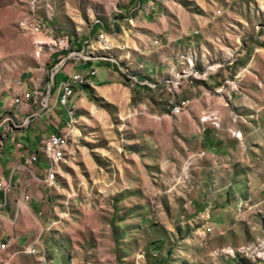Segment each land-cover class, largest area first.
Returning a JSON list of instances; mask_svg holds the SVG:
<instances>
[{
  "label": "rangeland",
  "instance_id": "obj_1",
  "mask_svg": "<svg viewBox=\"0 0 264 264\" xmlns=\"http://www.w3.org/2000/svg\"><path fill=\"white\" fill-rule=\"evenodd\" d=\"M139 1L148 4L0 0V88L26 73L47 82L52 57L72 49L116 61L112 27L131 24ZM154 2L176 35L196 43L162 80L145 84L126 70L127 93L86 96L60 168L37 188L58 262L264 264V0ZM208 77L245 95L218 126L205 109L191 113L192 101L213 94ZM200 121L229 135L224 156L200 149Z\"/></svg>",
  "mask_w": 264,
  "mask_h": 264
},
{
  "label": "crops",
  "instance_id": "obj_2",
  "mask_svg": "<svg viewBox=\"0 0 264 264\" xmlns=\"http://www.w3.org/2000/svg\"><path fill=\"white\" fill-rule=\"evenodd\" d=\"M154 1L148 0V4L139 1L137 12L129 14L131 24L121 20V29L112 27V31L119 33L118 37H112V41L122 43L121 49L116 51V61L98 57L83 62L68 59L55 63L47 82L44 81V73H26L15 85L0 88V138L4 142L0 153V183L7 185L6 192L0 189V264H59L58 248L55 240L49 237L46 222L49 217L39 209L40 203L47 200H41L42 195L37 188L43 182L41 177H45L46 169L47 177H50V164L47 167L38 151L43 139L50 134L72 133L74 124L70 125L68 109L73 110L75 120L76 113L86 106L89 92L98 97L107 95L105 98L108 99L116 90L127 93L121 80L126 70L136 80L146 78L145 84H148V81L162 80L172 74L175 67L182 68L178 64L180 56L196 41L191 36L182 39L176 35L162 15V7ZM61 57L57 53L52 60L58 61ZM78 73L85 78V83H77L68 108L61 106L60 83ZM207 80L212 81L208 88L213 94L202 97L198 104L192 101L191 113L199 114L205 109L201 114L214 117L219 125L224 121L226 109L239 107L245 102V95L237 87L225 86L219 77H208ZM51 82L48 109L45 110L47 86ZM15 93L21 96L19 104L13 101ZM196 118L192 117L189 123H195ZM202 123L195 131L200 149L224 156L229 135L215 128L211 122ZM63 137L69 138V133ZM36 153L37 160L26 164ZM2 244H5L4 248H1Z\"/></svg>",
  "mask_w": 264,
  "mask_h": 264
},
{
  "label": "built area",
  "instance_id": "obj_3",
  "mask_svg": "<svg viewBox=\"0 0 264 264\" xmlns=\"http://www.w3.org/2000/svg\"><path fill=\"white\" fill-rule=\"evenodd\" d=\"M198 33H199V31L193 32L194 35H197ZM64 44H69V41L67 39L62 40L61 46H63ZM68 59H72V60L77 61V62L86 61V60L82 59V54L80 53V51H77L75 49H72V52L70 54H68L67 56L61 57L58 60V62L66 61ZM78 74L71 75L67 81L60 83L59 95L65 96L66 93L71 92L73 90H76V87H78V86H76V77ZM129 77H131V76L129 75ZM51 85H52V82L48 83V86H47V108L45 110L48 109V97H49ZM28 97L30 98V95H28ZM13 101L15 104H19L18 93L14 94ZM59 104L62 106V103H59ZM215 126H218V124H216ZM10 127H14V126H9V128ZM66 133H70V132H66ZM66 133L50 134L45 139H43V141L40 144L38 152L42 155V157L44 158L46 163H48V161H56L57 150H58V141H61L62 136L66 135ZM37 155H38L37 153L32 154L30 156V159L27 160L26 164L34 163L37 160ZM57 165L59 166V163H57ZM59 168H60V166H59ZM46 179L50 180V177H46ZM0 189L5 191V185H2L0 183ZM4 247H5V244H2L1 248H4Z\"/></svg>",
  "mask_w": 264,
  "mask_h": 264
},
{
  "label": "bare ground",
  "instance_id": "obj_4",
  "mask_svg": "<svg viewBox=\"0 0 264 264\" xmlns=\"http://www.w3.org/2000/svg\"><path fill=\"white\" fill-rule=\"evenodd\" d=\"M109 43H110V41H109ZM113 47H114V45L110 46L108 49L113 48ZM83 56H85V55H83ZM88 58H89V56H88ZM190 65H192L191 61H190ZM129 78H132V76L129 77ZM133 79L136 80L135 78H133ZM77 83L78 84H84L85 83V78L81 74H78L77 77H76V86H77ZM74 92H75V90H73L71 92H68V93L65 94V96L62 95L61 100L59 99L60 102L62 103V105L65 106L66 108H68V104L70 102V98L73 96ZM18 102L19 103L21 102V98L19 97V93H18ZM68 113L70 115L68 117H71L70 125H72V124H74V112H73V110L68 109ZM63 136H65V135H63ZM63 136L61 138V141H58V150H57L56 161H48V163H47V167L50 164V178L51 179H53L55 174H56L55 167L57 166V163H59L61 161V159L63 157V149H64L65 144L67 143V139L68 138L67 137H63ZM45 176L47 177V169L45 171ZM6 191H7V185H5V192ZM35 251H36V249H34V252Z\"/></svg>",
  "mask_w": 264,
  "mask_h": 264
}]
</instances>
